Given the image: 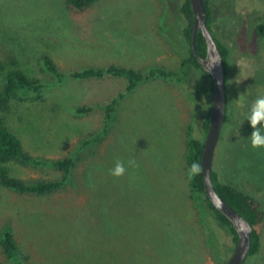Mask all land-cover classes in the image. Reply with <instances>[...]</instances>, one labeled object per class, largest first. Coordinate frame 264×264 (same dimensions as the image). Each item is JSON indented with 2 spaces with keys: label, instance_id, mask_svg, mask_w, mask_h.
<instances>
[{
  "label": "rangeland",
  "instance_id": "rangeland-1",
  "mask_svg": "<svg viewBox=\"0 0 264 264\" xmlns=\"http://www.w3.org/2000/svg\"><path fill=\"white\" fill-rule=\"evenodd\" d=\"M184 0H99L78 12L66 0H0V24L17 39L0 41V65L41 80L39 93H20L4 116L35 162L7 165L27 184L59 181L46 163L73 159L65 186L45 196L0 188V234L10 228L28 264H227L234 235L191 188L190 138L205 141L213 84L187 60ZM212 30L227 55V116L213 169L220 183L264 208V148H252L244 115L264 97V0H209ZM60 71L110 66L154 75L127 93V81L67 78ZM11 64L10 62H5ZM2 71H0V74ZM114 115L106 107L119 95ZM79 108H91L80 113ZM244 122L241 125V122ZM239 130V131H238ZM119 178L110 175L116 161ZM259 251L244 264H264ZM0 264H16L0 246Z\"/></svg>",
  "mask_w": 264,
  "mask_h": 264
},
{
  "label": "trees",
  "instance_id": "trees-1",
  "mask_svg": "<svg viewBox=\"0 0 264 264\" xmlns=\"http://www.w3.org/2000/svg\"><path fill=\"white\" fill-rule=\"evenodd\" d=\"M99 0H66V6L70 9L78 12L85 11L90 7L94 6ZM206 1V12L208 17V25L213 32L212 26V11L209 6V0ZM182 14L188 22V27L185 30V38L190 44V57L187 60L195 68L201 67L199 62L192 51V25H193V13L189 0H184L182 6ZM8 27L0 24V41L3 45H10L15 43L16 40L20 39L12 34ZM258 33L264 36V28L259 25ZM214 34V32H213ZM215 36V34H214ZM217 44L221 50L224 58L225 68L227 66V55L228 49L219 42L217 37ZM197 50L200 56L205 57L207 53V46L201 33L198 34L197 38ZM41 61L46 71L56 78L59 83L64 82L67 78H73L77 80H90V79H102L108 76L123 78L127 81L126 92H132L140 82L144 81L148 77L154 75H162L168 77L170 73L162 70H155L149 74H142L133 69H127L124 67L110 66L105 69L99 68H88L83 70L72 71L68 74H64L60 71L59 67L49 54H44L41 57ZM10 62L11 64H6ZM16 63L11 56L5 58L4 63L0 65V188H4L9 191L17 193H30L36 196H45L60 190L65 186L67 178L74 165L73 159H65L59 161H53L46 163L47 166L55 167L63 172V177L59 181H39L32 184H27L25 181L11 177L8 174L7 165L11 163H32L34 159L29 156L24 150L21 140L15 135L4 122V116L11 110L14 100L19 96L20 93H39L43 88L41 80L29 76L21 68L14 67ZM203 71V70H202ZM204 72V71H203ZM227 75V73H226ZM213 84V81H212ZM125 94L119 95L113 101H111L107 107V117L112 118L114 115L115 107ZM80 113H87L91 111V108H79ZM210 117H208L202 125L204 132L206 133L209 127ZM204 149V142L200 139L191 137L188 143V158L187 162L189 168L193 163L200 165V171L198 174H191V188L196 195L202 197V200L206 203L208 209L213 211L216 220L222 225L228 228L234 235V242L237 243V234L233 228L231 222L223 216L216 208L210 203L208 197L205 194L204 177L201 167V157ZM191 172V171H190ZM213 180L219 194L228 202V204L238 211L246 220H248L254 227L252 232V249L250 256L255 255L261 245V236L256 228L264 222V208L255 200L252 196L228 185L220 183L217 177L216 171L213 169ZM0 246L2 253L8 258L16 261V264H28L25 261L20 260L19 248L16 243V239L13 231L10 228H5L0 234Z\"/></svg>",
  "mask_w": 264,
  "mask_h": 264
},
{
  "label": "water",
  "instance_id": "water-1",
  "mask_svg": "<svg viewBox=\"0 0 264 264\" xmlns=\"http://www.w3.org/2000/svg\"><path fill=\"white\" fill-rule=\"evenodd\" d=\"M189 2L193 13L192 51L201 69L213 81L210 123L205 134L204 149L201 157L205 194L216 210L231 222L238 237L236 248L227 264H244L252 249L254 227L219 194L212 176L215 152L227 116V75L224 58L217 40L208 25L206 1L189 0ZM199 33L202 34L207 46L205 57L200 56L197 50ZM212 61H218V63L209 69L208 63Z\"/></svg>",
  "mask_w": 264,
  "mask_h": 264
},
{
  "label": "clouds",
  "instance_id": "clouds-1",
  "mask_svg": "<svg viewBox=\"0 0 264 264\" xmlns=\"http://www.w3.org/2000/svg\"><path fill=\"white\" fill-rule=\"evenodd\" d=\"M218 61L208 63V68L211 69ZM244 121L249 123L252 129L251 134L247 137L252 148H264V97L258 98L251 106L249 111L244 115ZM244 122H241V125ZM239 131V130H238ZM191 174H198L200 165L193 163L191 166ZM126 172L124 162L117 160L114 167L110 169V175L114 178L123 176Z\"/></svg>",
  "mask_w": 264,
  "mask_h": 264
}]
</instances>
